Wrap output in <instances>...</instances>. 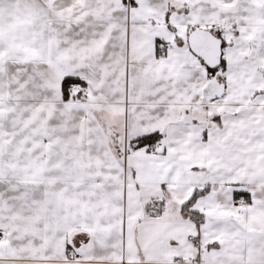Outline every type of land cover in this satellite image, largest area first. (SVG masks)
<instances>
[{
  "label": "snow or ice",
  "instance_id": "1",
  "mask_svg": "<svg viewBox=\"0 0 264 264\" xmlns=\"http://www.w3.org/2000/svg\"><path fill=\"white\" fill-rule=\"evenodd\" d=\"M0 264H264V0H0Z\"/></svg>",
  "mask_w": 264,
  "mask_h": 264
}]
</instances>
